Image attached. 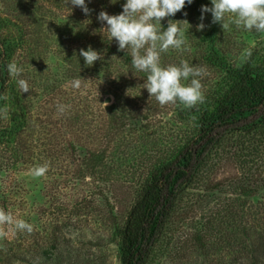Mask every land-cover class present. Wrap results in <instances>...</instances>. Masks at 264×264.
<instances>
[{"label":"rangeland","instance_id":"374dc122","mask_svg":"<svg viewBox=\"0 0 264 264\" xmlns=\"http://www.w3.org/2000/svg\"><path fill=\"white\" fill-rule=\"evenodd\" d=\"M205 2L161 20L191 25L186 46L162 53V64L206 70L204 101L187 108L160 105L142 88L146 74L132 67L131 50H118L97 19L120 13L124 0H87L88 14L67 0H0V41L15 44L11 62L30 89L21 93L10 76L0 98V209L33 226L0 225V264H121L120 228L149 170L194 142L195 111L230 86L228 69L264 65V33L222 29L211 13L197 30ZM89 45L101 54L90 67L79 56ZM79 110L90 112L85 121ZM211 158L179 195L150 264H264V128L230 135Z\"/></svg>","mask_w":264,"mask_h":264},{"label":"trees","instance_id":"16d2710c","mask_svg":"<svg viewBox=\"0 0 264 264\" xmlns=\"http://www.w3.org/2000/svg\"><path fill=\"white\" fill-rule=\"evenodd\" d=\"M205 1L210 3V0ZM14 46L4 37L0 41V98L11 80L6 66L11 62ZM212 53L214 55L207 57L214 60L217 58L214 48ZM228 73L231 84L219 94L215 104L195 111L194 142L163 154L143 179L120 228L121 264H150L152 252L173 216L179 195L210 166L216 148L236 132L250 133L264 128V65L244 64L228 69ZM79 111L78 119L90 115L88 111ZM85 123L83 129L89 126Z\"/></svg>","mask_w":264,"mask_h":264},{"label":"clouds","instance_id":"9594fccd","mask_svg":"<svg viewBox=\"0 0 264 264\" xmlns=\"http://www.w3.org/2000/svg\"><path fill=\"white\" fill-rule=\"evenodd\" d=\"M116 3L117 0H110ZM193 0H124L122 11L118 14H109L101 10L97 19L106 22L104 28L109 34L110 41L115 38L118 50H131V65L138 72L146 74V82L142 88L155 97L160 105L182 104L192 108L203 103L201 79L206 75L203 67H197L189 62L164 65L161 54L169 49L183 50L186 46V35L191 27L169 20L164 28L161 20L173 17L178 11L190 5ZM67 4L79 7L85 14L90 12L87 0H67ZM71 9V8H70ZM200 23L197 30H203L204 14L211 13L212 23H219L222 29L231 25L247 31L264 33V0H210V6L201 5ZM186 15V13H185ZM227 17V20H226ZM57 38V37H56ZM248 50L246 55H250ZM79 56L83 57L85 66H92L101 60V54L90 45L87 49L81 48ZM7 71L13 78H17L20 92H28L29 83L20 78L23 69L15 61L7 64ZM79 78L72 81L74 88H79ZM60 112L65 111L64 105H58ZM6 111V110H5ZM48 171V165H40L32 170L34 177H43ZM0 225H13L15 230L32 232L33 226L24 219H16L9 212L0 209Z\"/></svg>","mask_w":264,"mask_h":264},{"label":"water","instance_id":"95a60500","mask_svg":"<svg viewBox=\"0 0 264 264\" xmlns=\"http://www.w3.org/2000/svg\"><path fill=\"white\" fill-rule=\"evenodd\" d=\"M110 101V97L109 96H106L105 98H104V102H109Z\"/></svg>","mask_w":264,"mask_h":264}]
</instances>
